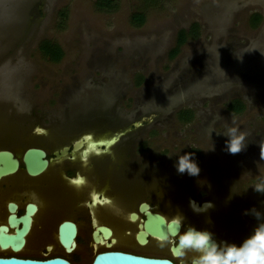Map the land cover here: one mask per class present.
I'll list each match as a JSON object with an SVG mask.
<instances>
[{"label":"rangeland","instance_id":"1","mask_svg":"<svg viewBox=\"0 0 264 264\" xmlns=\"http://www.w3.org/2000/svg\"><path fill=\"white\" fill-rule=\"evenodd\" d=\"M181 29L186 40L171 57ZM44 40L59 46V60L43 54ZM182 109L193 111L190 120H180ZM115 113L121 124L142 115L156 122L157 162L173 172L192 153L196 178L230 174L256 195L264 184V0H0V143L20 149L33 139L19 128L36 123L107 127ZM231 128L246 135L237 154L227 151Z\"/></svg>","mask_w":264,"mask_h":264},{"label":"flooded vegetation","instance_id":"2","mask_svg":"<svg viewBox=\"0 0 264 264\" xmlns=\"http://www.w3.org/2000/svg\"><path fill=\"white\" fill-rule=\"evenodd\" d=\"M112 116L114 124L107 127L81 124L50 130L36 123L19 128L33 139L20 149L0 143V150L11 151L18 160L15 172L0 177V227L14 234L22 222L10 224L9 215L29 216L22 245L17 250L0 247V255L62 256L77 264L93 251L119 250L191 264L195 253H181L173 243L177 231L167 230L165 237L151 233L154 215L166 225L182 219L181 231L193 226L211 232L217 243L237 246L264 222L252 214H264V193H249L230 174L210 181L173 172L168 162H157V125L145 122L150 116L122 124L119 113ZM31 147L44 150L47 159L44 170L33 175L23 161ZM158 165L170 170L158 172ZM66 221L77 229L70 250L59 241V226Z\"/></svg>","mask_w":264,"mask_h":264},{"label":"water","instance_id":"3","mask_svg":"<svg viewBox=\"0 0 264 264\" xmlns=\"http://www.w3.org/2000/svg\"><path fill=\"white\" fill-rule=\"evenodd\" d=\"M141 123L134 122L135 125ZM23 161L26 170L30 174H37L44 170L47 166V159L45 158L44 150L40 148H28L23 156ZM18 168V160L13 156L11 151L0 150V177L15 172ZM156 227L149 229L151 233L158 237L167 236L166 231L174 233L176 225L174 223L165 224L164 220L159 215H154ZM9 223L13 224L16 221L22 222L20 229H16L14 234H7L2 231L3 226L0 227V247L6 249L10 246L13 250H17L23 243L22 235L27 231L29 226V216L27 214L15 217L14 214L9 215ZM76 226L73 222H63L59 226V241L67 249L70 250L74 245V237L76 235ZM0 264H72L67 258L62 256H52L44 259L18 257L15 255H0ZM90 264H174L166 258L145 257L135 255L133 253L106 250L98 252L94 255Z\"/></svg>","mask_w":264,"mask_h":264},{"label":"clouds","instance_id":"4","mask_svg":"<svg viewBox=\"0 0 264 264\" xmlns=\"http://www.w3.org/2000/svg\"><path fill=\"white\" fill-rule=\"evenodd\" d=\"M226 143L227 151L231 154L241 152L246 135L236 128H231ZM178 173L196 176L200 169L192 153H185L175 164ZM255 191L264 193V184L254 187ZM247 214V212L245 213ZM258 221L264 220V214L252 210ZM179 235L175 246L181 253L193 252L191 264H264V222L258 223L252 234L239 246L229 243H217L209 231L197 230L193 226L181 231L183 220H174Z\"/></svg>","mask_w":264,"mask_h":264},{"label":"trees","instance_id":"5","mask_svg":"<svg viewBox=\"0 0 264 264\" xmlns=\"http://www.w3.org/2000/svg\"><path fill=\"white\" fill-rule=\"evenodd\" d=\"M260 18V15L258 13H254L252 16V22L256 23ZM133 19L136 21H141L142 16L139 14H136L133 16ZM186 40V31L184 29H181L177 34V42L176 45L172 48L170 51V56L173 57L178 52V47L180 44H182ZM39 48L43 52V54L47 55L50 59L57 61L61 57V49L58 45L54 43H50L49 41H42L39 45ZM230 109L232 111H240L243 108V104L241 100L234 99L230 103ZM193 111L191 109H182L178 112V117L181 121H188L192 118Z\"/></svg>","mask_w":264,"mask_h":264}]
</instances>
